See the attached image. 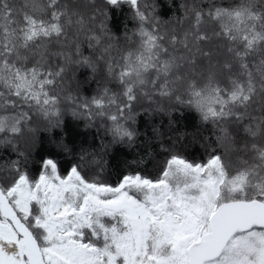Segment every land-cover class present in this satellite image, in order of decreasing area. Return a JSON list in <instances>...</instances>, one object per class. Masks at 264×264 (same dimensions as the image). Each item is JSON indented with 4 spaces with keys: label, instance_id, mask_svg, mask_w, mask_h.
Instances as JSON below:
<instances>
[{
    "label": "snow or ice",
    "instance_id": "1",
    "mask_svg": "<svg viewBox=\"0 0 264 264\" xmlns=\"http://www.w3.org/2000/svg\"><path fill=\"white\" fill-rule=\"evenodd\" d=\"M0 264H264V0H0Z\"/></svg>",
    "mask_w": 264,
    "mask_h": 264
}]
</instances>
